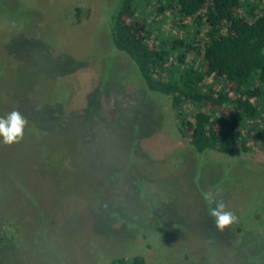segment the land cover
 Listing matches in <instances>:
<instances>
[{"label":"rangeland","instance_id":"obj_1","mask_svg":"<svg viewBox=\"0 0 264 264\" xmlns=\"http://www.w3.org/2000/svg\"><path fill=\"white\" fill-rule=\"evenodd\" d=\"M103 2L0 0V117L28 120L19 143L0 138V264H264V145L191 150L112 47ZM206 191L238 223L217 231Z\"/></svg>","mask_w":264,"mask_h":264},{"label":"trees","instance_id":"obj_2","mask_svg":"<svg viewBox=\"0 0 264 264\" xmlns=\"http://www.w3.org/2000/svg\"><path fill=\"white\" fill-rule=\"evenodd\" d=\"M105 1L101 23L112 47L136 66L147 97L170 99L191 150L223 154L264 145V0ZM89 13L76 8V22ZM167 19L185 35L164 32ZM37 160L59 168L53 158ZM107 264L147 263L134 255Z\"/></svg>","mask_w":264,"mask_h":264},{"label":"clouds","instance_id":"obj_3","mask_svg":"<svg viewBox=\"0 0 264 264\" xmlns=\"http://www.w3.org/2000/svg\"><path fill=\"white\" fill-rule=\"evenodd\" d=\"M28 124L27 118L18 110H13L5 117H0V138L5 145L19 143L24 138V129ZM203 199L208 205V215L213 219L217 231L223 232L226 228L238 223V217L231 211H226V205L217 199L219 193L206 191Z\"/></svg>","mask_w":264,"mask_h":264}]
</instances>
